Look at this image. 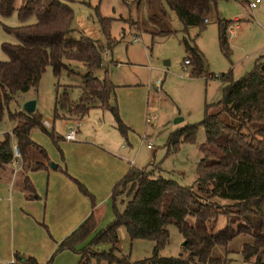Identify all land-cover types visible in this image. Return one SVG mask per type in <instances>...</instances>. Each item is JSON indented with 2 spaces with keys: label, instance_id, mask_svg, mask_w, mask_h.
Here are the masks:
<instances>
[{
  "label": "trees",
  "instance_id": "1",
  "mask_svg": "<svg viewBox=\"0 0 264 264\" xmlns=\"http://www.w3.org/2000/svg\"><path fill=\"white\" fill-rule=\"evenodd\" d=\"M15 1L0 0V16H9L14 11L19 21L31 16L34 21L19 26L1 24V30L12 35L14 42L0 43V50L6 56L5 60H0V118L9 101L16 96H20V100L17 109L8 112L12 123L10 132L0 138V181L9 180L14 173L13 186L24 198L35 199L38 195L28 173L48 171L51 161L44 148L29 138L32 128L47 134L63 162L57 144L61 137L47 131L36 108L26 112L20 105L23 93L36 88L46 66L50 67L56 80L52 120H80L90 109L98 108L111 114L122 137L129 128L119 117L114 99L115 85L102 66V54L110 51L116 42L110 37L108 19L98 17L105 38L103 45L80 33L73 37L74 29L70 27L73 14L66 3L18 0L15 7ZM162 1L174 12L184 30L191 26L202 29L207 13L212 10L219 48L227 53L226 30L236 20L219 17L216 12L219 0ZM238 1L240 4L248 2ZM181 42L185 51L183 62L186 61L185 66L190 65V76L202 75L206 64L193 39L183 38ZM65 61L80 63L85 69L75 100L68 95L70 85H62L61 92L57 90L62 71L73 72ZM99 69L103 70L102 77L95 75ZM229 72L210 76L227 82L221 98L214 104L215 111L209 113L208 105H204L199 122L170 132L164 144L165 154L174 152L180 143L193 142L197 127L202 128L204 140L197 144L201 156L190 185H180L151 169L130 166L110 189L111 219L104 227L95 229L86 241L96 223V213L92 209L94 198L81 182L67 174L62 165L55 164V169L66 175L77 191L88 198L91 210L56 242L45 262L39 263L32 255L15 252L11 264H48L52 255L63 249L79 254L76 264H93L90 263L91 256L98 263L102 255L113 264H229L231 248L228 243L236 236H243L237 249L243 262L264 264V57L256 58L250 70L237 80H231ZM11 140L18 155L15 172L11 165L15 159ZM121 195L124 198L118 199ZM117 200L123 203L119 210ZM220 216L223 226L216 229ZM169 223L182 237L180 247L184 257L181 253L175 256L158 254L167 241L166 225ZM119 225L125 227L130 238L152 240L150 255L131 262L127 255H113ZM103 242L110 243L108 250L98 253L90 248L92 244ZM214 245L222 247V255L211 254Z\"/></svg>",
  "mask_w": 264,
  "mask_h": 264
},
{
  "label": "rangeland",
  "instance_id": "2",
  "mask_svg": "<svg viewBox=\"0 0 264 264\" xmlns=\"http://www.w3.org/2000/svg\"><path fill=\"white\" fill-rule=\"evenodd\" d=\"M60 1L66 3L72 10L70 27L74 29L73 37H77L80 33L105 45L98 17L108 19L110 37L116 42L110 51L102 54V66L106 69L107 76L113 85L130 84L122 89L115 85L114 99L118 114L120 110L124 115V97L128 98L126 94L129 92L138 97L142 104L138 105L140 110L138 116L134 112L130 124L124 122L129 127L127 142L135 153V166L151 169L153 173L173 179L180 185H190L195 178L196 165L201 156L197 144L204 140L202 128L197 127L193 142L180 143L174 152L165 154L164 144L170 132L186 124L199 122L204 105H208L209 113L215 111L214 104L221 98L222 90L227 82L223 79H214L210 77L211 75L225 74L230 71V79L237 80L250 70L258 56L264 55V0H259L251 9L247 4H240L238 0L217 1L216 12L219 17L226 20L239 19L236 22L237 28L234 26L235 21L227 27H230L232 31L226 30V54L221 52L218 45L217 25L212 10L207 13V21L202 29L191 26L184 30L174 12L162 0ZM18 4L16 0L15 7ZM33 21V16L19 21L14 11L9 16H0V43L14 42L12 35L1 30V24L19 26ZM183 38L193 39L196 48L203 55L206 65L205 72L200 76H190V65H183L185 55L181 42ZM5 59L6 56L0 50V60ZM111 60L119 61V66H113ZM65 63L72 67L73 72L67 74L65 70L62 71L58 79L60 86L57 90L61 92L62 85H70L67 92L70 99L75 100L85 69L77 62L65 61ZM102 73L103 70L99 69L95 75L102 77ZM55 81L50 67L46 66L36 88L28 89L22 96L35 100L36 109L41 114L44 127L47 131H53L60 136L74 125L73 121L77 120L74 118L52 120ZM19 98L20 96L14 97L3 109L0 118V138L4 133L10 132L12 123L8 119V112L17 109ZM119 117L121 118L120 114ZM145 117L148 119L145 120ZM175 119L176 122H174ZM85 120V124L80 122L78 125L82 136H89L96 127H99L101 137L118 134L112 116L107 110L93 108L88 111ZM121 120L123 121L122 118ZM30 133L41 143L33 140L34 142L42 147L45 144L47 153L49 149L57 155L58 151L47 134L37 128H32ZM60 141L61 139L58 142ZM146 144H149L150 148H146ZM14 158L17 159L16 156ZM120 198L124 196L121 195L118 199ZM122 205L123 203L117 200L118 210L122 208ZM96 210L101 211L100 217L86 241L90 239L95 229L104 227L111 219L110 198L105 207L99 206ZM222 220L220 216L216 229L223 226ZM166 228L168 238L158 250V254L178 255L181 253L182 237L173 224H167ZM116 233L117 240L113 244V255L117 257L127 255L130 262L150 255L152 240L130 238L123 225L117 227ZM242 239L243 236H236L228 243L231 248L228 253L231 258L229 264H246L237 252ZM110 246L109 242H103L92 244L90 248L101 253L108 250ZM222 252L220 245H214L211 249L212 255H222ZM181 254L184 257V254ZM90 263L113 264L112 261L109 262L103 258V255L98 263L91 256Z\"/></svg>",
  "mask_w": 264,
  "mask_h": 264
},
{
  "label": "crops",
  "instance_id": "3",
  "mask_svg": "<svg viewBox=\"0 0 264 264\" xmlns=\"http://www.w3.org/2000/svg\"><path fill=\"white\" fill-rule=\"evenodd\" d=\"M232 20H236L234 26L237 28L236 22L239 19ZM119 64V61H112L113 66ZM115 85L121 89L130 86L128 83ZM126 95L128 98L124 97V115L120 110L119 114L123 123L130 124L134 112L138 116V105L142 104L133 93ZM29 99L31 98L23 97L21 104ZM85 117L73 121V126H76L75 139L65 140L63 134L60 135L61 141L57 144L63 162L57 151L55 155L48 149L47 155L54 164L62 165L69 176L81 182L92 194V209L96 213L98 223L101 211L96 208L108 204L112 185L130 166H135L136 158L132 146L127 142L128 132L125 137L119 133L101 137L99 127H96L89 136H82L78 125L80 122L86 123ZM29 138L41 143L30 132ZM11 143L14 146L13 140ZM43 148L45 150V144ZM12 164L15 172L18 161L14 159ZM28 177L38 198H24L21 191L13 186L14 173H11L9 180L0 181V264H11L10 259L15 252L32 255L39 263L45 262L53 252L56 242L81 222L91 210L88 198L81 195L74 183L55 168L48 171H31ZM78 256V253L63 249L54 253L48 264H76Z\"/></svg>",
  "mask_w": 264,
  "mask_h": 264
},
{
  "label": "built area",
  "instance_id": "4",
  "mask_svg": "<svg viewBox=\"0 0 264 264\" xmlns=\"http://www.w3.org/2000/svg\"><path fill=\"white\" fill-rule=\"evenodd\" d=\"M259 2V0H249L248 2H247V6L251 9V8H254L255 7V5L257 4ZM228 29V31L230 32V31H232L231 30V28L229 27V28H227ZM184 64H186V61H184L183 62V65ZM156 86H157V84H156ZM148 119V117H145V120H147ZM76 127V126H75ZM75 127L74 126H72V127H70L64 134H63V138L65 139V140H73V139H75ZM147 148H149L150 147V145L149 144H146L145 145ZM13 156H18L17 155V152L15 151V147L13 146ZM13 261V259L11 258L10 259V263Z\"/></svg>",
  "mask_w": 264,
  "mask_h": 264
},
{
  "label": "water",
  "instance_id": "5",
  "mask_svg": "<svg viewBox=\"0 0 264 264\" xmlns=\"http://www.w3.org/2000/svg\"><path fill=\"white\" fill-rule=\"evenodd\" d=\"M166 64V63H164ZM34 104L35 101L33 99H29V100H25L22 104H21V108L26 111V112H31L34 109ZM179 120V119H178ZM177 120L175 119L174 122H176ZM16 151V148H15ZM50 167L53 169L55 168V164L53 162L50 163Z\"/></svg>",
  "mask_w": 264,
  "mask_h": 264
}]
</instances>
